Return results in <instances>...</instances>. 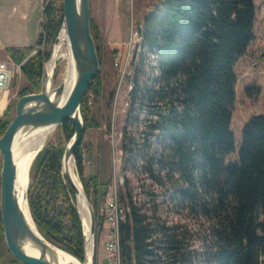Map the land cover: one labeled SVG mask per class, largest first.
<instances>
[{
    "label": "trees",
    "instance_id": "16d2710c",
    "mask_svg": "<svg viewBox=\"0 0 264 264\" xmlns=\"http://www.w3.org/2000/svg\"><path fill=\"white\" fill-rule=\"evenodd\" d=\"M256 10L255 0H163L142 22V44L155 57L156 76L151 81L139 67L132 77L126 124L133 125L132 115L138 107L146 108V119L139 142L129 139L127 132L122 134L123 159L135 165L140 162L142 173L156 183L163 178L180 183L174 187V196L213 221L207 237L208 264H263L264 221L259 216H264V115L253 117L244 126L238 160L226 162L236 151L231 131L237 83L234 67L255 38ZM43 19L37 42L40 49L35 54L36 47L6 48L28 83L19 96L41 91L43 63L50 59L64 20L63 0H51ZM90 27L101 65V31L92 17ZM102 87L99 71L81 104L84 135L99 127L89 96H99ZM11 111L9 105L0 118V137L11 122ZM74 132L72 123L65 120L39 152L30 172L28 200L39 231L83 260L76 195L62 173L64 150ZM154 137L162 150L159 161ZM74 159L97 214V201L106 195L110 182L103 185L98 175L86 176L83 139ZM119 201L129 209L120 226L125 260L163 264L166 257L171 264L190 262L177 227L161 225L156 209L148 215L131 195L119 192ZM103 225L99 217L98 232ZM3 242L0 212V248ZM8 252L11 258L0 264H23Z\"/></svg>",
    "mask_w": 264,
    "mask_h": 264
},
{
    "label": "rangeland",
    "instance_id": "374dc122",
    "mask_svg": "<svg viewBox=\"0 0 264 264\" xmlns=\"http://www.w3.org/2000/svg\"><path fill=\"white\" fill-rule=\"evenodd\" d=\"M162 3L163 0H90L91 17L101 31L99 45L102 63L99 71H101L103 87L99 96L94 94L89 96L99 127L83 135L85 173L87 177L98 175L103 185L110 182L109 186H116L118 192L125 196L131 195L133 202L148 215L156 209L155 217L161 225L177 227L178 231L183 233L184 253L187 260H190L186 264H208L207 237L213 221L198 208L192 210L174 196V187L180 183L171 182L166 178H163L162 183H156L142 173L140 162L136 165L132 162H124L121 148L122 134L127 132L129 139L135 138L134 140L139 142L144 132L143 121L146 119V108L141 110L138 107L132 115L133 125L126 124L130 108H127L126 103L130 101L128 96L132 77L139 67L151 81L156 76L155 57L147 53L142 40L131 42V32L139 29L144 17L155 12ZM44 4L45 0H0V42L8 44L10 37H22L26 38L25 43L28 47H36L35 50L38 51L40 47L37 46V42L41 23L44 20ZM255 4L257 8L255 38L250 43L246 54L234 67L237 83L231 131L235 136L236 151L226 158L227 163L238 160L244 126L253 117L264 115V0H255ZM34 51L32 55L35 54ZM5 52H0V63L8 64L13 71V77L9 91L4 98L0 97V113L3 109L5 112L11 105L9 120L12 121L16 103L20 97L19 92L28 83L22 76L20 67L10 60L11 58ZM68 54V43L65 37L62 38L56 51V67L52 82L54 88L64 83L66 79ZM136 118H139L138 121H134ZM57 128L53 129L45 144L54 139ZM129 139L126 142H129ZM158 141L157 137L152 139L157 161L163 157ZM73 167L76 174L75 164ZM1 169L0 154V174ZM158 170L156 166V172ZM29 181L31 184V175ZM104 197H99V201H102ZM103 202L104 200L101 204ZM124 203L128 205L127 201ZM259 220L264 221V216L260 215ZM107 229V225L104 224L102 229L97 231L95 264H107L104 250ZM3 243L6 245L5 240ZM3 243L0 248V262L11 258L7 245L6 249ZM261 261L264 264V257H261ZM166 262L171 264L166 257H163V264Z\"/></svg>",
    "mask_w": 264,
    "mask_h": 264
},
{
    "label": "water",
    "instance_id": "95a60500",
    "mask_svg": "<svg viewBox=\"0 0 264 264\" xmlns=\"http://www.w3.org/2000/svg\"><path fill=\"white\" fill-rule=\"evenodd\" d=\"M50 1L47 0L43 7V17H45ZM63 11V24L53 45L50 59L43 63L41 91L22 95L18 98L15 116L0 137V154L2 156L0 212L3 222L4 240L8 250L23 264H95L97 240L95 210L77 172L76 176L80 186L73 181L66 168L71 161L75 164L74 152L83 139L84 123L81 114V104L90 88L91 82L99 73L100 60L90 27V0H63ZM63 31L66 32L68 49L74 62V82L65 102L62 103L61 98L65 93V84L62 83L55 88L52 87L56 61L50 81L46 67L55 57V50ZM44 49L45 42L43 44ZM65 120H69L72 123L75 132L64 150L62 173L76 195L77 212L82 222L83 231V260L65 251L39 231L29 207L28 192L30 181H28L22 196L17 190L18 172L13 155L16 139L19 136H27L38 130L55 129ZM80 194L83 195L89 210V236L79 212L78 198ZM90 241L92 242V252L88 255V243ZM64 254L72 259L69 261L62 260V255Z\"/></svg>",
    "mask_w": 264,
    "mask_h": 264
},
{
    "label": "bare ground",
    "instance_id": "6f19581e",
    "mask_svg": "<svg viewBox=\"0 0 264 264\" xmlns=\"http://www.w3.org/2000/svg\"><path fill=\"white\" fill-rule=\"evenodd\" d=\"M67 39L66 36V32L63 31L61 33L60 36V40H59V44L62 40V38ZM59 44L57 45V48L55 50V57H56V51L59 48ZM55 57H53V59L47 64L46 70H47V75L49 77V81L50 78L52 76V72H53V68L55 65ZM68 60H69V64H68V69H67V75H66V79L64 81L65 84V93L63 95V97L61 98V102H65L71 87L73 85L74 82V62L72 60L71 54L69 52L68 54ZM7 93L4 91L0 92V97L4 98L5 95ZM53 131V129H42V130H38L33 132L30 135H22L19 136L15 143H14V148H13V155H14V161L15 164L17 166V172H18V177H17V190L19 191L20 195L22 196V194H24V191L26 189L27 183L29 181V170L31 168V165L36 157V155L40 152V150L43 148V146L45 145V142L47 141L49 135L51 134V132ZM66 171L70 173L71 177L73 178V181L78 185H79V181L78 178L75 174V170L73 167V161H71L68 164V167L66 168ZM82 192V191H81ZM78 205H79V212L80 215L85 223V228L87 230V234L88 236L89 234V210L87 207V203L83 197L82 194L79 195L78 198ZM92 252V242L90 241L88 243V255H90ZM72 258H70V256L67 255H62V260H66L69 261Z\"/></svg>",
    "mask_w": 264,
    "mask_h": 264
},
{
    "label": "built area",
    "instance_id": "2783aa9c",
    "mask_svg": "<svg viewBox=\"0 0 264 264\" xmlns=\"http://www.w3.org/2000/svg\"><path fill=\"white\" fill-rule=\"evenodd\" d=\"M141 30L142 26L136 29V31L131 32V42L138 39L143 41ZM36 52L37 50L34 51V53ZM12 77L13 71L9 68L8 64L6 62L0 63V92L9 91ZM130 87L132 90L133 85L131 84ZM126 105L128 108L130 101ZM103 200L104 202L101 204ZM103 200H100V202L98 199L97 201L98 214L96 216L97 219L99 217L102 218L104 224L108 227L107 240L104 246L107 264H135V262L125 260L121 246L120 226L121 223L126 221L129 209L119 201V192L116 186H109Z\"/></svg>",
    "mask_w": 264,
    "mask_h": 264
},
{
    "label": "crops",
    "instance_id": "0c3cea01",
    "mask_svg": "<svg viewBox=\"0 0 264 264\" xmlns=\"http://www.w3.org/2000/svg\"><path fill=\"white\" fill-rule=\"evenodd\" d=\"M25 42H27L26 38H22V37L13 38V37H10L9 40H8V44L4 43V42H0V52H2V51L5 52L6 48H8V47H17V48L28 47V44L25 43ZM3 113H4V109L1 111L0 116Z\"/></svg>",
    "mask_w": 264,
    "mask_h": 264
}]
</instances>
